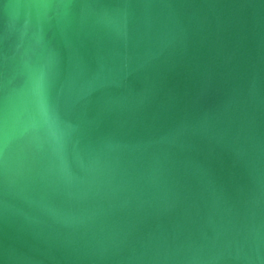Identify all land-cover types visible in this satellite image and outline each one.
<instances>
[{"label":"water","instance_id":"water-1","mask_svg":"<svg viewBox=\"0 0 264 264\" xmlns=\"http://www.w3.org/2000/svg\"><path fill=\"white\" fill-rule=\"evenodd\" d=\"M0 264H264V0H0Z\"/></svg>","mask_w":264,"mask_h":264}]
</instances>
